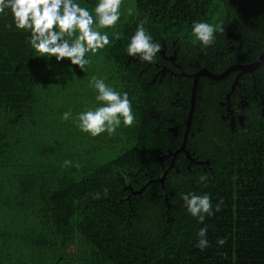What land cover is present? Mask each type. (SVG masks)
I'll list each match as a JSON object with an SVG mask.
<instances>
[{"label":"trees","instance_id":"1","mask_svg":"<svg viewBox=\"0 0 264 264\" xmlns=\"http://www.w3.org/2000/svg\"><path fill=\"white\" fill-rule=\"evenodd\" d=\"M74 2L110 39L85 53L84 71L68 58L39 55L11 10L0 13V264H264V115L247 109L231 130L219 115L226 85L198 80L184 149L170 164L189 80L151 81L153 66L127 53L142 20L154 42L176 35L188 48L197 39L194 22L216 20L220 28L234 9L224 0H131L121 3L115 26L101 28L89 0ZM92 76L128 93L132 126L121 118L111 136L81 131L77 115L105 103L95 99ZM65 160L80 168H62ZM189 192L209 194L213 209L222 198L221 210L200 222L182 199ZM205 226L210 246L201 250L197 233Z\"/></svg>","mask_w":264,"mask_h":264},{"label":"clouds","instance_id":"2","mask_svg":"<svg viewBox=\"0 0 264 264\" xmlns=\"http://www.w3.org/2000/svg\"><path fill=\"white\" fill-rule=\"evenodd\" d=\"M122 0H98L94 12L98 18V26L110 28L116 25L120 19V6ZM10 9L17 29L28 30L31 35L29 43L31 47L41 56H54L57 61L68 58L73 65L81 70L91 63L85 59V53L91 51L96 53L110 44L109 36L93 28V15L85 7H81L74 0H0V13ZM134 9L128 8L129 15ZM146 20L140 21L134 35L131 37L127 47V53L131 57L139 55L140 59L146 62H154L156 54L161 50V45L153 41L152 36L145 28ZM11 24L5 28L11 29ZM197 40L205 47L211 45L215 40V32H224V28H216L206 22H194L193 29ZM78 33V35L76 34ZM115 39H121L122 34L116 32ZM97 91L96 100L105 102L98 108L87 107L75 118L77 126L81 131L90 133L95 137L107 131L111 136L121 125V118L125 126L134 124L131 101L128 93H120L108 86L104 79L92 76L90 80ZM72 116L71 111H66L62 119L67 121ZM75 166L80 168L79 163L65 160L62 168ZM200 181L206 182L208 177L201 175ZM108 189H104V195ZM187 211L203 222L205 216H212L221 210L222 198L216 203L213 209L212 200L209 194L197 195L194 192L181 194ZM94 198H100V194H94ZM197 247L201 250L209 247L207 240V226L199 229ZM219 245L226 243L225 238L217 240Z\"/></svg>","mask_w":264,"mask_h":264},{"label":"flooded vegetation","instance_id":"3","mask_svg":"<svg viewBox=\"0 0 264 264\" xmlns=\"http://www.w3.org/2000/svg\"><path fill=\"white\" fill-rule=\"evenodd\" d=\"M224 2L234 9L235 15L222 19L220 26L224 28V32L215 33V40L211 45L205 47L195 39L197 44L191 41L190 43H194L192 46L183 48L179 45V38L176 35L167 40L159 37L161 45L159 57L154 62H146L144 67L149 64L153 66L151 81L155 79L160 81L161 77L166 79L184 77L189 80L191 86L193 78L196 77L195 88L197 81L204 78L215 81L218 86L226 85L222 98L218 100L223 106L219 115L226 119V124L232 130L242 124L247 109L258 110L264 115V59L256 62L264 47V0ZM211 25L216 26V20H212ZM133 59L141 60L138 57H132ZM209 74L222 76L211 78ZM189 124L190 120L186 132ZM168 129L172 134L176 133L175 124L170 125ZM184 154L190 160H195L185 150ZM162 155L166 157L165 153ZM169 160L171 164L172 157Z\"/></svg>","mask_w":264,"mask_h":264},{"label":"water","instance_id":"4","mask_svg":"<svg viewBox=\"0 0 264 264\" xmlns=\"http://www.w3.org/2000/svg\"><path fill=\"white\" fill-rule=\"evenodd\" d=\"M262 51H263L262 53H259V55H258V57L256 59V62H261L264 59V47H263ZM208 76L211 77V78H218V77H220L222 75L221 74H209ZM195 82H196V77L193 78L191 86H190V92H189V98H188V109H187V112H186V119H185V127H184V131H183V136H182V139H181V142H180L178 148H176L174 150V152H177L178 150H180L183 147V144H184L186 129H187V126H188V123H189V120H190V116H191V113H192V109H193L194 93H195ZM163 175H164V171L161 173L160 177L158 178L159 181L163 180Z\"/></svg>","mask_w":264,"mask_h":264},{"label":"rangeland","instance_id":"5","mask_svg":"<svg viewBox=\"0 0 264 264\" xmlns=\"http://www.w3.org/2000/svg\"><path fill=\"white\" fill-rule=\"evenodd\" d=\"M124 2H125V5H126V4H129V5H130L131 0H122V3H124ZM87 3L90 4L92 7H95L96 4L98 3V0H89V2H87ZM129 5L127 6L128 8H129ZM168 153H171V154H170V159H171V157H173V155L175 154L174 150H173L172 152H168ZM168 153L165 154L166 157H167ZM157 179H158V178H157ZM158 181H159V179H158ZM137 191H139V189H138Z\"/></svg>","mask_w":264,"mask_h":264}]
</instances>
